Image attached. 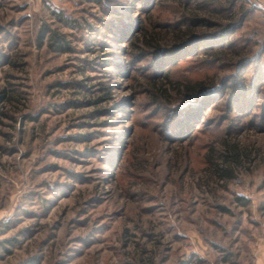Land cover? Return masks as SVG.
<instances>
[{
  "label": "rangeland",
  "instance_id": "374dc122",
  "mask_svg": "<svg viewBox=\"0 0 264 264\" xmlns=\"http://www.w3.org/2000/svg\"><path fill=\"white\" fill-rule=\"evenodd\" d=\"M0 264H264V0H0Z\"/></svg>",
  "mask_w": 264,
  "mask_h": 264
},
{
  "label": "trees",
  "instance_id": "16d2710c",
  "mask_svg": "<svg viewBox=\"0 0 264 264\" xmlns=\"http://www.w3.org/2000/svg\"><path fill=\"white\" fill-rule=\"evenodd\" d=\"M39 43L46 44L50 48L54 50H61L66 51L69 50L68 43L64 35H61L55 29H50L48 27L43 26L40 30L39 36ZM195 39L194 35L192 34L191 29L183 31L177 35V41L179 42L178 46L181 44H185L188 42H193ZM137 41L133 45L134 46H142V47H151L157 51L163 50L164 47L160 45V42L157 40V37L152 32H143L142 35L137 37ZM139 46L137 48H139ZM136 48V49H137ZM154 91L156 92V97L158 96H165V98H169L168 93L170 90H174L178 93L185 101V103H195L199 99H201L205 95H209L215 89L214 82H207L205 80L195 81L194 83L181 81V80H172L171 76L168 73L164 74V79L161 82L153 81ZM188 105V104H187Z\"/></svg>",
  "mask_w": 264,
  "mask_h": 264
}]
</instances>
